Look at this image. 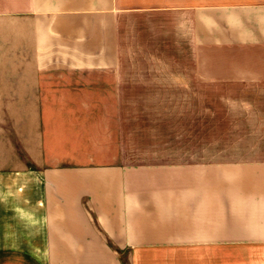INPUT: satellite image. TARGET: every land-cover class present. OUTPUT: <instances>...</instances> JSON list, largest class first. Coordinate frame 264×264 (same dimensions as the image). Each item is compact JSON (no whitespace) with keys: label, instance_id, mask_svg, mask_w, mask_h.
<instances>
[{"label":"crops","instance_id":"crops-1","mask_svg":"<svg viewBox=\"0 0 264 264\" xmlns=\"http://www.w3.org/2000/svg\"><path fill=\"white\" fill-rule=\"evenodd\" d=\"M146 51L211 85L219 160L113 155ZM0 109V264H264V0H0Z\"/></svg>","mask_w":264,"mask_h":264},{"label":"rangeland","instance_id":"rangeland-1","mask_svg":"<svg viewBox=\"0 0 264 264\" xmlns=\"http://www.w3.org/2000/svg\"><path fill=\"white\" fill-rule=\"evenodd\" d=\"M161 54L160 51H146L143 57L139 52L130 56V59L137 63L136 66L126 69L128 98L122 101V130L117 134H109L115 135L116 143L119 144L117 149L112 150L113 155L117 156L122 164L132 167L180 164L199 159L203 150H209L212 160H219L218 152L226 150V147H233L236 143L230 133L232 127L222 124L225 118H217L219 114H224L225 110L215 104V95L208 89L211 85H207L206 93L201 96L181 95L182 82L179 75L182 65L179 62H171L172 66L167 65L166 68L161 56V65H149V60ZM174 56L173 53L166 61L174 62ZM165 75L173 77H162ZM132 77L141 79L134 80ZM162 89H173L176 93L173 96L139 97L140 94H149L150 90ZM6 112L7 109H0L1 116H5ZM14 126L15 123L10 121L7 124L6 118H0V130L10 132L14 130Z\"/></svg>","mask_w":264,"mask_h":264},{"label":"trees","instance_id":"trees-1","mask_svg":"<svg viewBox=\"0 0 264 264\" xmlns=\"http://www.w3.org/2000/svg\"><path fill=\"white\" fill-rule=\"evenodd\" d=\"M108 244H109V246H110L115 252L120 253L119 250H117V249L114 247V245L111 243V241L108 240ZM122 264H127V263H126L125 261H122Z\"/></svg>","mask_w":264,"mask_h":264}]
</instances>
